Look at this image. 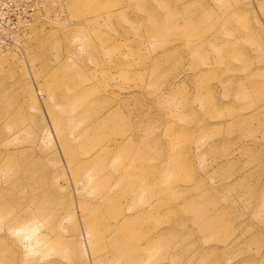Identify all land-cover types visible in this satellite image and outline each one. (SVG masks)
<instances>
[{
	"label": "rangeland",
	"instance_id": "1",
	"mask_svg": "<svg viewBox=\"0 0 264 264\" xmlns=\"http://www.w3.org/2000/svg\"><path fill=\"white\" fill-rule=\"evenodd\" d=\"M0 264H264V0H0Z\"/></svg>",
	"mask_w": 264,
	"mask_h": 264
}]
</instances>
